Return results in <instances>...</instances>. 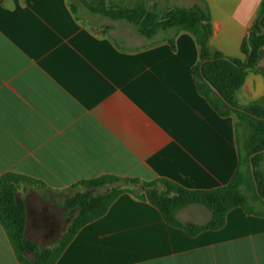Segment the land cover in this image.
<instances>
[{"label": "crops", "instance_id": "crops-1", "mask_svg": "<svg viewBox=\"0 0 264 264\" xmlns=\"http://www.w3.org/2000/svg\"><path fill=\"white\" fill-rule=\"evenodd\" d=\"M263 1L151 5L159 14L208 11L210 51L240 59ZM148 44L127 23L85 9L78 19L68 0H0V178L16 173L45 186L19 188L26 235L39 248L55 247L66 233L73 217L64 204L76 184L114 176L210 191L237 171L236 120L221 117L199 93L195 38L181 33L175 50L164 41ZM236 100L264 106V47ZM178 219L201 226L211 213L193 204ZM0 264H20L1 224ZM56 264H264V217L234 208L222 229L192 237L139 195L124 193Z\"/></svg>", "mask_w": 264, "mask_h": 264}, {"label": "trees", "instance_id": "trees-1", "mask_svg": "<svg viewBox=\"0 0 264 264\" xmlns=\"http://www.w3.org/2000/svg\"><path fill=\"white\" fill-rule=\"evenodd\" d=\"M153 1L156 0H134L127 4V0H121L111 5L110 0H68L78 19L85 9L92 16L127 23L134 26L138 34L149 42L148 46L164 41L175 50L176 38L181 33H189L195 38L200 50V60L193 69L198 91L221 117H233L236 120L240 154L237 171L227 186L210 191L187 190L166 179L141 182L114 176H103L76 184L71 190L84 188L85 192L66 199L64 207L68 217L74 210H78L77 215L56 246L43 249L27 238V207L19 198V188L22 184L45 186L23 175L6 173L0 178V224L20 264H56L79 231L106 215L112 204L124 193L139 195V198L159 209L171 226L184 229L192 237L205 231L222 229L229 212L234 208L240 207L250 215L264 217V154L253 159L260 196L250 165L251 156L264 151V121L255 118H264V106L257 103L242 106L236 100L248 71L256 70L260 50L264 47V1L249 36L241 46L240 59H231L220 52L210 51L208 43L212 36V26L208 11L199 6L190 9L174 7L159 14L154 6L149 10L148 5ZM202 63L204 65L201 68ZM121 184L133 185L140 193L121 188ZM97 189L110 191L99 195L88 191ZM193 204L202 205L210 211L211 220L206 225L188 226L178 219L179 211ZM30 254H34V260L28 258Z\"/></svg>", "mask_w": 264, "mask_h": 264}, {"label": "rangeland", "instance_id": "rangeland-1", "mask_svg": "<svg viewBox=\"0 0 264 264\" xmlns=\"http://www.w3.org/2000/svg\"><path fill=\"white\" fill-rule=\"evenodd\" d=\"M134 0H127V4H131ZM121 0H110V3L111 5H115V4H118L120 3ZM149 7V10H152L153 9V6L151 4L148 5ZM262 170L264 171V167L262 168ZM119 187L121 188H127V189H130L132 191H134L135 193H140L139 192V189H137V187L133 186V185H130V184H121ZM91 194L93 195H99V194H102V193H107L110 191V189H107V190H104V189H97V190H88ZM82 192H85L84 191V188H81V189H77V190H73L71 191L70 193H68V196L69 197H72L74 195H76L77 193H82ZM77 212L78 210H74L71 212V216L74 218L76 215H77ZM72 218V219H73ZM68 220V219H67ZM71 221V220H70ZM71 222H69V224H66V225H70ZM68 229V226H65V230L67 231Z\"/></svg>", "mask_w": 264, "mask_h": 264}, {"label": "water", "instance_id": "water-1", "mask_svg": "<svg viewBox=\"0 0 264 264\" xmlns=\"http://www.w3.org/2000/svg\"><path fill=\"white\" fill-rule=\"evenodd\" d=\"M251 53H252V50H251ZM203 65H204V63H202L201 68L203 67ZM212 89L214 90V92H216V93L218 94L217 90H216L214 87H212ZM224 102H225L227 105L230 106V104L227 103V101L224 100ZM255 118L258 119V120H260V121H264V118H259V117H255ZM259 154H264V151L253 154V155L251 156V158H250V165H251V170H252V174H253V179H254V183H255V186H256V190H257L258 195L260 196L259 187H258L257 180H256V177H255V173H254V165H253V159H254L257 155H259Z\"/></svg>", "mask_w": 264, "mask_h": 264}]
</instances>
